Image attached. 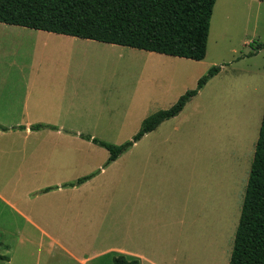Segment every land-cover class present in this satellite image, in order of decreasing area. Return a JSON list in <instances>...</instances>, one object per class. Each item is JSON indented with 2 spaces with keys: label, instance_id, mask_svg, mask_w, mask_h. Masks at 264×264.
Wrapping results in <instances>:
<instances>
[{
  "label": "rangeland",
  "instance_id": "obj_1",
  "mask_svg": "<svg viewBox=\"0 0 264 264\" xmlns=\"http://www.w3.org/2000/svg\"><path fill=\"white\" fill-rule=\"evenodd\" d=\"M7 32L0 31V79L19 80L25 75L51 83L48 85L55 92L75 96L118 92L126 96L125 114L108 121L120 125L118 130L81 131L114 144L131 139L145 116L169 108L180 95L194 89L212 66H219L220 72L181 112L126 150L118 163L127 166L133 164V155L144 157L152 185L171 190L172 198L165 202L167 209H172V234L165 256L156 257V263L228 264L264 108V47L252 49L256 43H264V0H216L202 60L132 49L134 54L130 55L149 60L139 65V59L106 52L97 48H103L101 42L93 40L91 48L77 46L67 55ZM54 62L59 64L53 66ZM136 93L150 96L151 102L136 106L131 100ZM88 104L75 107L78 111H94ZM102 120L78 116L75 125L102 126ZM82 145V153L85 149L94 159L108 155L94 144ZM11 183L19 189L21 179H12ZM5 186L0 182V191H5ZM14 226L0 227V253L10 257L0 264H81L63 247L49 248L46 239L41 244L38 233L30 229L21 228L28 240L23 245ZM60 227L66 229V225L56 226ZM44 228L57 232L52 227ZM62 244L77 256L90 252L85 246L71 249L68 242ZM115 245V238H109L93 249L99 254ZM115 256L107 253L87 264H114Z\"/></svg>",
  "mask_w": 264,
  "mask_h": 264
},
{
  "label": "crops",
  "instance_id": "obj_2",
  "mask_svg": "<svg viewBox=\"0 0 264 264\" xmlns=\"http://www.w3.org/2000/svg\"><path fill=\"white\" fill-rule=\"evenodd\" d=\"M1 30H9V35L16 32L23 39L37 40L36 46L61 50L67 55L77 46L92 47L89 39L80 40L75 36L2 22ZM101 43L103 48H97L137 58L139 65L149 63L144 57L129 54H134L132 49L136 48ZM47 62L50 64L49 60ZM58 64L54 62L53 66ZM19 78L20 81L0 79V126L7 128L0 130V182L6 185V190L0 191V227L16 225L15 234L23 245L28 240L21 228L30 229L38 233L41 244L46 239L49 248L61 246L68 256L81 264L107 253L121 255L127 260L135 259L138 264H163L154 259L165 256L172 234V209H167L165 202L172 198L171 190L152 185L144 157L133 155V164L123 166L118 163L123 158L122 153L107 162L109 152L106 148L81 137V134L96 137L91 132H81L83 130H118L120 125H111L108 121L114 119V115L122 117L125 114L126 96L118 92L115 95L75 96L52 91L48 85L51 83L42 79L25 75ZM151 78V82L154 81ZM133 96L131 100L136 106L152 100L139 93ZM86 102L94 111L76 109V105ZM78 116L85 120L103 119L104 125H75ZM164 121L134 144L155 132ZM35 124L45 127L32 130L31 126ZM18 126H24V129ZM82 144L88 147L94 144L105 149L108 155L94 159L91 153L86 155L85 149L82 153ZM82 177L88 178L76 184ZM12 179H21L20 185L25 184L24 187H12ZM57 225H66V229L62 231L61 227L56 228ZM44 226L57 232L50 233ZM109 238H115V247H107L99 254L94 251L98 242H107ZM63 241L68 242L71 249L80 245L90 252L86 256H77L63 246ZM4 246L9 247L8 244Z\"/></svg>",
  "mask_w": 264,
  "mask_h": 264
},
{
  "label": "trees",
  "instance_id": "obj_3",
  "mask_svg": "<svg viewBox=\"0 0 264 264\" xmlns=\"http://www.w3.org/2000/svg\"><path fill=\"white\" fill-rule=\"evenodd\" d=\"M215 1L0 0V22L202 60L206 54ZM263 47L264 43H256L252 49ZM218 71L219 66H212L198 79L194 89L180 95L169 108L149 114L137 133L122 144H112L88 134H81V137L106 148L109 152L107 162H111L162 121L176 116ZM44 127L35 124L31 129ZM18 128L24 129V126ZM0 130L7 128L0 126ZM87 178H79L75 183L80 184ZM8 259L7 255L0 253V261ZM113 263L138 264V261L119 255L113 257ZM228 264H264V108Z\"/></svg>",
  "mask_w": 264,
  "mask_h": 264
}]
</instances>
